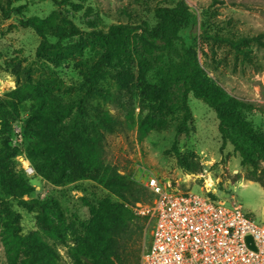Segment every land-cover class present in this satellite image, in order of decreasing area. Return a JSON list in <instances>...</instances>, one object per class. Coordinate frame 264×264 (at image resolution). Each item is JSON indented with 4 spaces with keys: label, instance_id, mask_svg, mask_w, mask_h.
Returning <instances> with one entry per match:
<instances>
[{
    "label": "rangeland",
    "instance_id": "374dc122",
    "mask_svg": "<svg viewBox=\"0 0 264 264\" xmlns=\"http://www.w3.org/2000/svg\"><path fill=\"white\" fill-rule=\"evenodd\" d=\"M177 1L16 0L15 6H21L26 17L45 20L61 14L84 34L81 46L75 40L62 50L39 57L40 38L36 33L22 28L17 16L8 20L0 18V97L27 80L49 87L65 103L75 104L86 97L87 122L95 126L93 135L103 138L107 164L135 184L133 191L125 192L132 208L149 204L148 182L155 178L166 188L201 196L211 194L226 206H241L250 217L264 220V189L255 181L261 171L244 163L230 143L223 146L216 110L190 95L189 133L178 135L181 112L175 101L160 106L141 85L136 50L142 51L143 22L153 27L156 9L174 6ZM181 1L195 18L179 19V35L188 48L196 51L208 82L219 88L224 96L243 100L257 108L223 112H232L264 136V0ZM203 26L210 34L254 39L244 46L245 54L242 55L228 44L204 38ZM111 29L127 36L128 41L125 43L122 36L114 41L113 55L99 85L87 94L88 71L106 49V38L101 34ZM182 42L175 43L172 57H178ZM170 59L161 52L154 54L145 74L146 86L158 81L160 68ZM29 108V104H22L19 119L12 124V147L15 128L20 127L24 133ZM102 116L105 124L99 126L96 121ZM16 161L17 169L23 170V163ZM260 163L264 168V154ZM27 181L34 191L20 199L4 192L0 177V197L19 215L25 235L40 233L45 237L48 226H53L42 221L40 209L29 204L32 200L48 201L55 223L62 218L74 229L81 221H89L92 208L109 195L101 185L88 180L55 185L36 174ZM138 196L141 201L135 200ZM113 199L117 200L115 196ZM142 226L141 222L132 227L129 264H137L140 256L145 239V226L143 229ZM7 238L0 227V264H11L14 251ZM55 238L48 240L58 254L57 264H77ZM17 257V263L23 264L26 256L21 249Z\"/></svg>",
    "mask_w": 264,
    "mask_h": 264
},
{
    "label": "trees",
    "instance_id": "16d2710c",
    "mask_svg": "<svg viewBox=\"0 0 264 264\" xmlns=\"http://www.w3.org/2000/svg\"><path fill=\"white\" fill-rule=\"evenodd\" d=\"M15 2L16 0H0V18L8 20L13 15L17 16L22 28L36 33L40 38L37 56L62 50L75 40L81 46L84 32L73 21L61 14L45 20L28 18L21 6H15ZM187 16L195 18L187 5L179 0L174 6L156 9V24L153 27L148 22H143V34L140 36L142 51L136 50L138 69L143 80L141 85L148 91L151 100L160 106H168L175 101L174 104L181 112L178 135L189 133V124L192 121V111L188 103L190 95L214 108L220 122L219 132L223 146L230 143L244 163L261 171V176L255 181L264 189V168L260 163L264 154L263 134L253 130L232 112H223L257 108L243 100L224 96L219 88L208 82L196 51L188 48L179 35V19ZM101 35L106 38V49L88 71L87 94L99 85L105 67L113 55V43L122 33L111 29ZM203 35L206 39L228 44L242 55L245 54L244 46L254 39L251 36L233 38V35L210 34L204 26ZM122 37L126 43L128 37ZM177 41L182 42L181 50L178 51V57H172ZM156 52L171 59L166 66L160 68L158 81L146 86L148 82L145 74ZM22 104H29L30 116L25 121L24 133L22 130V146L12 147V124L19 119ZM88 116L86 97L75 104L65 103L49 87L31 80L18 83L14 90L0 97V177L4 192L23 199L34 191V187L27 181L29 177L23 170L17 169L16 160L22 154L32 164L37 176L52 184L88 180L109 192L108 196L92 208L91 219L81 221L79 227L74 229L62 218H58L59 221L55 223L48 201L32 200L29 204L32 208L40 209L42 221L53 225L48 226L50 228L45 232V237L40 233L23 234L19 215L9 202L0 197V227L7 234V243L14 251L11 264H18L16 259L20 249L26 256L23 264H57L58 254L48 240L55 236L77 264H129L128 243L132 238V227H137L142 222V229L144 226L146 228L147 219L132 210L129 204L131 201L125 196V192L133 191L135 184L107 164L103 138L93 135L95 126L87 122ZM96 122L99 126L104 125V116ZM177 156L181 162L178 152ZM149 193L150 204L153 195L150 191ZM208 195L217 200L215 196ZM135 200L141 201L142 198L138 196ZM139 262L140 256L137 264Z\"/></svg>",
    "mask_w": 264,
    "mask_h": 264
},
{
    "label": "built area",
    "instance_id": "2783aa9c",
    "mask_svg": "<svg viewBox=\"0 0 264 264\" xmlns=\"http://www.w3.org/2000/svg\"><path fill=\"white\" fill-rule=\"evenodd\" d=\"M14 143L23 144L20 127ZM17 159L28 177L35 176L25 154ZM148 189L152 202L132 208L147 219L139 264H264V220L209 195L166 188L155 178Z\"/></svg>",
    "mask_w": 264,
    "mask_h": 264
},
{
    "label": "water",
    "instance_id": "95a60500",
    "mask_svg": "<svg viewBox=\"0 0 264 264\" xmlns=\"http://www.w3.org/2000/svg\"><path fill=\"white\" fill-rule=\"evenodd\" d=\"M250 240V239H249Z\"/></svg>",
    "mask_w": 264,
    "mask_h": 264
}]
</instances>
